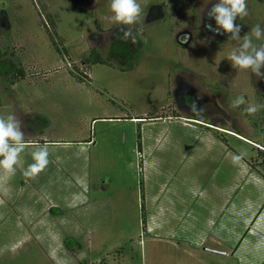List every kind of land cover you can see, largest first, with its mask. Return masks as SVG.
Masks as SVG:
<instances>
[{
  "label": "rangeland",
  "instance_id": "1",
  "mask_svg": "<svg viewBox=\"0 0 264 264\" xmlns=\"http://www.w3.org/2000/svg\"><path fill=\"white\" fill-rule=\"evenodd\" d=\"M110 2L0 0V114H15L25 140L40 141L26 143L14 174L0 169V264H240L237 254L207 250L231 252L212 237L233 231L246 236L238 251L264 264V246L247 234L249 226L264 234V109L244 111L264 104V89L227 59L240 42L204 29L214 0H138L143 22L130 41L139 58L118 59L110 48L124 26L112 22ZM246 2L241 36L264 29V0ZM93 48L111 63H91ZM240 96L245 104L233 107ZM43 133L61 142L48 145L46 169L25 178ZM61 165L82 169L81 183L70 175L63 184L82 190L79 213L47 209L70 192L51 184ZM247 203L256 210L250 217L243 206L244 224L233 205ZM204 211L210 224L188 225ZM75 223L79 235L67 227Z\"/></svg>",
  "mask_w": 264,
  "mask_h": 264
},
{
  "label": "clouds",
  "instance_id": "2",
  "mask_svg": "<svg viewBox=\"0 0 264 264\" xmlns=\"http://www.w3.org/2000/svg\"><path fill=\"white\" fill-rule=\"evenodd\" d=\"M110 9L113 13L112 22L124 26L120 29L123 32L122 39H130L133 44L137 43L133 27L143 22L142 5L138 0H111ZM248 15L246 0H216L206 12L209 21L206 28L218 36L226 35L229 39L240 42L239 47L227 57L233 68L251 71L255 76L264 79V29L255 25L251 29V35L241 36L242 25L237 23V20ZM253 37L258 43H253ZM244 104L243 96L233 101V107H240ZM190 107L195 116L203 115L204 109L198 107L196 103ZM261 109H264V104L248 105L244 111L248 114H255ZM26 146L22 121L13 113L0 114V169L14 174L21 163V154L25 152ZM31 155L34 162L22 172L25 178L34 179L50 163L48 145H42ZM243 155V153L234 155L233 160L238 161L242 159Z\"/></svg>",
  "mask_w": 264,
  "mask_h": 264
},
{
  "label": "crops",
  "instance_id": "3",
  "mask_svg": "<svg viewBox=\"0 0 264 264\" xmlns=\"http://www.w3.org/2000/svg\"><path fill=\"white\" fill-rule=\"evenodd\" d=\"M152 117H159V116L155 115V116H152ZM190 123L191 122H188L189 125H190ZM41 138L42 139H40V140H43V142H44L43 144H47V145H49L50 143L51 144H54V143L58 144V143L61 142V140H51L50 138L45 137L44 133H43ZM25 141H26L27 144H29V146L40 145V143H39L40 141L37 140V139H29V140H25ZM90 141L91 140H89L87 142L90 143ZM137 155L140 157V159L144 158V153H143L142 150H138L137 151ZM57 156H58V158H64V157L59 156V155H57ZM142 159H141V161H142ZM21 162L24 163L23 160H21ZM62 165H61V167L58 168V169H61L60 172L52 174V176H51L52 177L51 184L56 185V187L59 190H61V191L70 190V192H68L66 194L68 196V198H66L64 195H61V198L58 201L52 200V202H49L47 209H48V211L51 212V207H55V206L61 207L62 206L63 214H66L69 210H72V212H78L79 213L80 212L79 211V207H82V205H83L82 199H84V194H83L82 190L79 189L78 191H76L75 189H73L72 186L70 187V189L69 188H65L63 186V184L65 183L67 186H68V184H71L70 181H69V180H71L70 178L67 179L68 181L66 180V177H68L70 175H74L75 178H76V176L78 177L77 180H75V182L72 180L73 183H77V184L81 183L82 180L85 177L83 176V172H81L82 169H81L80 166H78V165L70 166L69 171H68V168L62 167ZM71 167H73V168H71ZM44 183L45 184H49L47 182V180L46 181L44 180ZM53 185H52V187H55ZM177 187H179V186H177ZM156 194H158V192ZM156 194L153 197L154 199H152L153 203L159 201V200H157ZM69 198H73V199L70 200ZM249 203H247L245 205L242 204V206L234 204L233 208L235 209V207H242V215H243V206L244 207L246 206L248 209H250V217H251V214L255 213L256 209L253 208V205H251V204L248 205ZM221 204H222L221 206L223 208V210H222L223 218H220L218 216V219L222 220V223L224 224L225 223L226 210H227V206H228V201L227 202H222ZM252 204H256V203H252ZM160 206H162V207H160V210H162L164 208L166 209L165 203H161ZM234 209H233V211H234ZM233 211H231V212L233 213ZM155 216L156 215H153L151 213H149L148 216H147L146 225H147V230L149 232L155 230V227H154L155 226V222H156L155 221ZM207 216H208V212L204 211V212H202L201 219L198 218L197 220H193L192 223L191 224L189 223L188 225L191 226L192 228H194V227H197L198 224H200V223H201V225L202 224H205V225L210 224V220L211 219L210 218L206 219ZM250 217L248 216V214H244L242 222H244V224H247L249 222ZM258 217H259V215L257 213L256 218L252 222L251 225H253L255 222H257ZM212 220H213V217H212ZM195 223H197V226H195ZM75 225H76V223H75ZM67 227H69V228H71L73 230V234L74 235H79L78 232L82 231L81 226H77L76 225L75 227H71V226L67 225ZM223 228H225V226H222L221 230ZM83 229H84L85 232H87V229H85V227H83ZM89 232L90 231H88V233ZM248 233L253 235L254 238L255 237L258 238L259 243H261V245L264 246V234H261L259 237H257V233L258 232L255 231V229H252L251 226L248 227L247 234ZM180 235H182V234H180ZM240 235L241 234H239V233L235 234L234 231H233L232 234L228 235V237H223V235L222 236L219 235V236H217L215 238L212 237V240H213V242L221 243L222 246H226L227 248H228V246H230V244H232V251L230 252L227 249L226 250L223 249L221 251H225L226 253H222V254H224V255H226V254H230V255H234L235 254L236 255L237 254L238 256H240V264H259L258 261L256 260V257L258 255L257 253H247L246 251H244L242 249H241V251H238V250H240L239 248H241L242 242L246 238L245 235H242L241 237H240ZM205 236L208 238V234H204V237ZM187 238H190V237H187ZM212 249L213 248H207V250H209V251H212ZM215 250H217V249H215Z\"/></svg>",
  "mask_w": 264,
  "mask_h": 264
},
{
  "label": "trees",
  "instance_id": "4",
  "mask_svg": "<svg viewBox=\"0 0 264 264\" xmlns=\"http://www.w3.org/2000/svg\"><path fill=\"white\" fill-rule=\"evenodd\" d=\"M121 37L118 39L117 37ZM123 37V32L118 30L116 37L113 39L111 43V48H110V54L111 56L118 58V59H128L131 57H134V62L138 60V55H134V48L131 44L130 39L129 40H124L122 39ZM90 61L91 63H111L97 48H93L90 52ZM53 208H51L52 211Z\"/></svg>",
  "mask_w": 264,
  "mask_h": 264
},
{
  "label": "flooded vegetation",
  "instance_id": "5",
  "mask_svg": "<svg viewBox=\"0 0 264 264\" xmlns=\"http://www.w3.org/2000/svg\"><path fill=\"white\" fill-rule=\"evenodd\" d=\"M215 2H216V0H214ZM215 2H211L210 4H208V6H207V9L204 11V14H205V16H204V23H203V25H204V29L206 30V31H208L207 30V28H206V24L209 22L208 20H207V17H206V12H207V10H208V8H210L211 6H212V4L213 3H215ZM237 22H238V20H237ZM212 23L214 24V21H212ZM184 33L186 32V30H184L183 31ZM210 32V31H209ZM218 36V35H217ZM219 38H225L224 36H218ZM255 75L254 74H252V77H254ZM258 84L261 86V88L262 89H264V79H260L259 81H258V83H257V86H258ZM181 86H182V84H180ZM180 85L178 86V91H180ZM187 85V84H186ZM177 87V86H176ZM255 98H257V95H256V91H255ZM229 133L230 134H235V132H232V131H230L229 130ZM236 135H237V133H236ZM238 137H240L239 135H238Z\"/></svg>",
  "mask_w": 264,
  "mask_h": 264
},
{
  "label": "water",
  "instance_id": "6",
  "mask_svg": "<svg viewBox=\"0 0 264 264\" xmlns=\"http://www.w3.org/2000/svg\"><path fill=\"white\" fill-rule=\"evenodd\" d=\"M212 251L219 252V253H226L225 251L215 250V249H212Z\"/></svg>",
  "mask_w": 264,
  "mask_h": 264
}]
</instances>
